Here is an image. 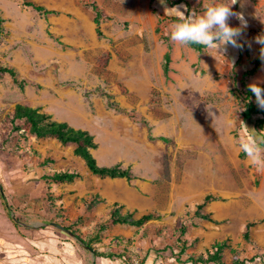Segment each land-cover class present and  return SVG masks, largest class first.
<instances>
[{
	"label": "rangeland",
	"instance_id": "rangeland-1",
	"mask_svg": "<svg viewBox=\"0 0 264 264\" xmlns=\"http://www.w3.org/2000/svg\"><path fill=\"white\" fill-rule=\"evenodd\" d=\"M31 1L56 13L45 15L23 5V0H0V64L13 66L19 79L26 81L20 86L10 76H0V185L7 202L0 196V238L33 251L28 236L42 224L47 231L76 241L68 232L46 225L54 222L90 244L100 242L102 251L121 246L128 262L150 258L147 264H190L189 256L206 254L214 241L227 239L232 248L242 251L245 264H264V171H256L246 157H239L240 139L251 135L241 112L236 115L244 124L235 120L231 97L244 102L238 92L244 83L259 80L264 87V62L242 82V72L252 64L235 65L238 48L229 46L225 53L233 61L231 66L213 50L200 52L176 44L169 32L170 17L178 14L168 4L172 9H165L160 0ZM92 1L101 12V36L93 23ZM185 1L187 5L174 7L199 11L205 2ZM232 9L247 20L239 40L247 43L253 59L260 55L254 37L264 33V0H236ZM229 24L238 27L239 21L232 17ZM168 49L165 74L163 55ZM101 92L111 94L120 111L108 109ZM63 98L94 107V113L88 118L75 116L66 105L57 106ZM18 103L52 110L51 116L61 112L72 117L78 128L96 135L100 147L93 156L99 165L118 163L136 178L98 177L71 147L36 138L21 120L13 129L10 112ZM105 109L119 118L117 126ZM129 112L143 121L131 120ZM149 133L170 142L149 139ZM46 157L53 162L42 166ZM62 170L78 172L80 177L69 183L42 178ZM126 183L141 184L144 194L152 195L155 219L143 227L127 228L130 237L111 234L109 243L110 238H104L112 230L108 227L95 238L97 226L122 193L116 188ZM207 193L220 197L204 208L216 222L193 217L196 204ZM138 204L145 209L127 210L136 217L150 212V201ZM182 221L188 227L184 236L188 248L177 261L171 233ZM247 222L254 223V245L242 238ZM225 261L229 264L230 248L225 250Z\"/></svg>",
	"mask_w": 264,
	"mask_h": 264
},
{
	"label": "trees",
	"instance_id": "trees-1",
	"mask_svg": "<svg viewBox=\"0 0 264 264\" xmlns=\"http://www.w3.org/2000/svg\"><path fill=\"white\" fill-rule=\"evenodd\" d=\"M156 1V0H154ZM181 3L187 2L185 0H167V4L170 7L177 6ZM23 5L31 7L35 11L42 12L45 15L55 14L56 12L53 10H47L41 5L35 4L31 0H23ZM91 10L93 11V23L95 24V30L98 36L102 35L100 24H101V12L95 1L90 3ZM177 16H172L170 19L174 21ZM0 20V25H1ZM165 39V37H163ZM59 41L58 39H56ZM243 45L241 48H238V56L235 61V65H241L245 61L252 64V67L248 70H245L241 74V81L244 82L246 77L252 76L257 69L263 63L259 58V55L255 58L251 59L247 43L243 40H239ZM191 48L197 51H203L204 49L200 46H192ZM108 55V59H109ZM163 71L166 74L169 70L170 63V53L169 49L163 55ZM107 61L105 62V65ZM10 76L13 81L20 86L26 84L24 79H19L17 70L13 66H5L0 64V76ZM234 80V77H233ZM239 95L245 100L246 98L249 102L246 105V110L241 112V118L245 122L248 133L251 136L256 138L257 143L260 144L261 148H264V110H261L257 107L255 103L254 95L248 90V86L244 83L242 87L238 88ZM88 94H85L87 96ZM101 96L106 98V106L109 109H114L116 111H120V108L114 104L112 100L111 94L107 92H101ZM256 116V117H255ZM128 117L131 120L142 122L143 118L136 114L135 112H129ZM18 120L23 121V124L27 127L29 133L35 136L38 139H54L60 145L71 147L72 153L79 157L86 169L93 175H96L101 178H125L127 181H131L134 176L131 173L130 168H123L120 164H114L112 166H101L97 163L95 157L92 154V149L97 147V143L95 142L94 135L89 131L74 128L70 124L64 121H56L49 114L45 113L41 109L37 107H32L26 104H16L10 112V122L14 128H18L16 122ZM255 130V131H254ZM149 139L158 138L164 142H170V139L164 136L154 137L150 133L148 135ZM240 158H244L245 155L240 151ZM53 159L46 157L41 163L42 166L47 165L48 163H52ZM80 177V174L75 171H55L46 175H43L42 178L48 180L53 183H69L73 182L76 178ZM1 198L4 201V204L7 205L5 201V197L0 193ZM220 199L219 196L213 195L211 193H207L203 196L201 201L196 204L195 211L193 213L194 218H198L208 222H216L211 216L209 212H205L204 208L208 205L209 202ZM124 205L119 202H114L110 209L108 210V217L106 220L97 226L95 238H98L99 232L105 230L108 227L120 224V225H128L132 227H143L146 223L155 219V215L152 212H148L142 214L138 217L135 216L134 212L124 210ZM12 218V217H11ZM254 225L253 222H247L245 224V229L242 234V238L245 242L254 245L255 242L251 237V227ZM165 226V225H164ZM163 228V227H162ZM187 225L182 221L178 228H176L171 234V237L176 238L175 248H172V253L177 255V261L179 254L185 252L187 247V241L184 236L187 233ZM67 229L71 232L74 238L82 244H86L89 250L98 256L105 257H113V254L99 252L95 250L90 243L83 240V238L74 230L67 227ZM164 229L159 230L161 233ZM230 248V261L229 264H245V260L242 258V251L238 248H232L228 243L227 239H219L214 241L211 244V249L206 252V254H199L198 256H189L187 258V262L190 264H226L225 261V250Z\"/></svg>",
	"mask_w": 264,
	"mask_h": 264
},
{
	"label": "crops",
	"instance_id": "crops-1",
	"mask_svg": "<svg viewBox=\"0 0 264 264\" xmlns=\"http://www.w3.org/2000/svg\"><path fill=\"white\" fill-rule=\"evenodd\" d=\"M60 101L61 102H59L57 106L64 107L66 105L69 109L72 110L71 113H73L75 116L77 115L78 117L88 118L92 116V114L94 113L95 108L87 107L86 105H84V103L80 104L78 102L73 101L72 99L67 100L64 98ZM85 109L87 110V112L85 111ZM108 109H105L104 113H106L113 121V124L117 126L119 118H117L114 115V113ZM45 113L51 116L52 110H48ZM55 115L56 116L54 115L51 116L54 120L64 121L70 124L71 126H73L74 128H78L79 124H77L76 120L74 121L72 117L64 116L63 113L61 112L55 113ZM88 128H90V126ZM89 132L92 134V130H89ZM94 139H95V142L97 143V147L95 149H92V154H94V152H96L100 147L99 142L97 141L96 135H94ZM103 150L107 151L106 149H103ZM121 179H125V178H121ZM144 188L145 187L141 184L139 186L133 187L126 183L125 185H123V188H116L117 191L120 190L122 191V193L121 194L118 193V197L115 198L117 200L113 201V203L118 202V200H121V202L125 204L124 205L123 203H121L124 205V207H126L124 208L126 210L127 209L143 210L145 208H141L139 206L140 204L138 203H143V200L146 199L150 201V206L148 207V209H150V212H151L152 208L154 207V200H153L152 195L144 194ZM113 196H115L114 193H113ZM101 199L105 201V197L103 195ZM96 216H97V212H96ZM107 217H108V214H107ZM41 225L37 226L39 227L38 229H34L35 233L28 236L29 238L28 241L33 245L32 247L33 251L30 250V247L19 246L13 240H8V239L4 240L0 238V264H131V261L128 262L127 258L125 257L126 251H123L124 249L122 250L121 246L117 250L106 252V251L101 250L102 247H101L100 242H94L93 244H90V245L95 250L99 252L109 253L110 255L111 254L114 255L111 258L101 256V255L96 256L92 252V250H89L85 247L80 248L81 247L80 243H78L77 240L75 241L72 238L69 240H65L62 237L56 235L55 233H51V231L50 232L47 231V229H45ZM129 227H132V226L120 225V224L111 226L112 230H110V234L108 235L106 234L104 238L105 237L110 238L108 240V242L110 243V241L113 239V236H114V235L111 236V234L119 235L120 233H122L124 237H130L132 236V234L130 233V231L127 232L126 230ZM79 230L82 231L83 233H86L84 230V227H79ZM119 239L122 240L121 238ZM149 260L150 258L146 259L141 264H147Z\"/></svg>",
	"mask_w": 264,
	"mask_h": 264
},
{
	"label": "clouds",
	"instance_id": "clouds-1",
	"mask_svg": "<svg viewBox=\"0 0 264 264\" xmlns=\"http://www.w3.org/2000/svg\"><path fill=\"white\" fill-rule=\"evenodd\" d=\"M160 3L165 5V9L167 8V0H160ZM235 3L236 0L232 3H226L225 0H205L199 11L187 9L183 5L172 7L178 15L170 26V40L180 46H200L205 50H213L232 66L233 61L227 59L225 53L229 46L234 48L243 46L239 38L242 35V30L247 27L244 14L233 11L232 5ZM180 8H184V11H181ZM185 12L188 14L185 15ZM232 17L239 21L238 27L230 26L229 19ZM254 42L260 45L259 58L264 62V33L255 36ZM204 52L208 53L207 51ZM261 83L257 80L248 84V90L254 95L257 107L264 110V87H261ZM231 97L234 106L233 115L235 120L239 121L236 113L245 111L249 100L246 98L242 103L235 97ZM239 149L249 161L250 167L256 171H264V155H262L264 148H261L254 136L241 138Z\"/></svg>",
	"mask_w": 264,
	"mask_h": 264
},
{
	"label": "water",
	"instance_id": "water-1",
	"mask_svg": "<svg viewBox=\"0 0 264 264\" xmlns=\"http://www.w3.org/2000/svg\"><path fill=\"white\" fill-rule=\"evenodd\" d=\"M0 193L3 195V191H2V186H1V185H0ZM12 217H13V216H12ZM13 219H14V218H13ZM46 225H52V226H55V227H57V228H59V229H61V230H64V231L68 232L71 236H73V235L71 234V232H69L67 229H65L63 226H61V225H59V224H57V223H54V222H47ZM73 237H74V236H73ZM80 244L83 245L85 248L88 249V246H86V244H82V242H81Z\"/></svg>",
	"mask_w": 264,
	"mask_h": 264
},
{
	"label": "built area",
	"instance_id": "built-area-1",
	"mask_svg": "<svg viewBox=\"0 0 264 264\" xmlns=\"http://www.w3.org/2000/svg\"><path fill=\"white\" fill-rule=\"evenodd\" d=\"M131 264H141V261H139L138 259H133L131 261Z\"/></svg>",
	"mask_w": 264,
	"mask_h": 264
}]
</instances>
